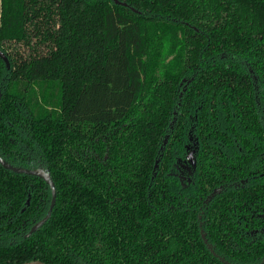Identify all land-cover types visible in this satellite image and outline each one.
Instances as JSON below:
<instances>
[{
    "label": "trees",
    "instance_id": "trees-1",
    "mask_svg": "<svg viewBox=\"0 0 264 264\" xmlns=\"http://www.w3.org/2000/svg\"><path fill=\"white\" fill-rule=\"evenodd\" d=\"M119 1L0 0V264H264V0Z\"/></svg>",
    "mask_w": 264,
    "mask_h": 264
},
{
    "label": "water",
    "instance_id": "water-1",
    "mask_svg": "<svg viewBox=\"0 0 264 264\" xmlns=\"http://www.w3.org/2000/svg\"><path fill=\"white\" fill-rule=\"evenodd\" d=\"M116 2H120L119 0H115ZM125 3V2H122ZM0 55L1 57L4 59V61L6 62L7 66H10V62L8 57L5 55L4 52L0 51ZM0 163L7 169H11L15 172L18 173H26V174H30V175H36L39 176L40 178L44 179L47 184L50 186L51 191H52V202L51 205L49 207V210L47 212V214L41 218L39 221H37L31 228L30 233L35 232L39 227H41L45 221L49 218L51 211L53 209V206L55 204V199H56V186L55 183L52 179V176L50 174L49 171H47L45 168L43 167H38V168H25V167H21V166H15L11 163H9L7 160H5L1 155H0ZM21 264H51L39 259L36 260H30V261H25Z\"/></svg>",
    "mask_w": 264,
    "mask_h": 264
},
{
    "label": "flooded vegetation",
    "instance_id": "flooded-vegetation-1",
    "mask_svg": "<svg viewBox=\"0 0 264 264\" xmlns=\"http://www.w3.org/2000/svg\"><path fill=\"white\" fill-rule=\"evenodd\" d=\"M5 160H6V159H5ZM9 163H10V162H9ZM11 164H12V163H11ZM13 165H14V164H13ZM15 166H17V165H15ZM21 167H23V166H21ZM40 167H41V166H40ZM25 168H27V167H25ZM35 168H38V167H35ZM10 170H11V169H10ZM12 171H13V170H12ZM13 172H15V171H13ZM17 173H18V172H17ZM42 218H43V217H42ZM38 221H39V220H38ZM36 222H37V221H36ZM36 222H35V223H36ZM35 223H34V224H35ZM34 224H33V225H34ZM33 225H32V226H33ZM32 226H31V228H32ZM31 228L29 229L28 233L26 234L27 236H29V235H31V234L33 233V232H32V233L29 234ZM202 235H203L205 241L208 243V246L210 247L211 251H212L215 255H218L217 252L214 250V247L212 246V244H210V243L208 242V238L206 237V233H205L203 230H202Z\"/></svg>",
    "mask_w": 264,
    "mask_h": 264
}]
</instances>
